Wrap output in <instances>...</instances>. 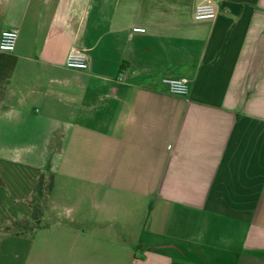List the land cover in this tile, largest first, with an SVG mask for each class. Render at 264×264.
Returning <instances> with one entry per match:
<instances>
[{
	"label": "crops",
	"instance_id": "1",
	"mask_svg": "<svg viewBox=\"0 0 264 264\" xmlns=\"http://www.w3.org/2000/svg\"><path fill=\"white\" fill-rule=\"evenodd\" d=\"M201 1L0 0V264H264V0Z\"/></svg>",
	"mask_w": 264,
	"mask_h": 264
},
{
	"label": "built area",
	"instance_id": "2",
	"mask_svg": "<svg viewBox=\"0 0 264 264\" xmlns=\"http://www.w3.org/2000/svg\"><path fill=\"white\" fill-rule=\"evenodd\" d=\"M217 15L218 10L214 1L202 0L195 8L194 20L197 22L212 21L216 19ZM134 31L143 33L145 29L135 28ZM17 39V30H4L0 36V51L7 53L13 52L16 47ZM65 65L67 68L75 70H86L89 67L86 54L77 48H72L69 52ZM162 82L169 87L170 92L174 95L185 96L190 91V82L183 77H165L162 79Z\"/></svg>",
	"mask_w": 264,
	"mask_h": 264
},
{
	"label": "trees",
	"instance_id": "3",
	"mask_svg": "<svg viewBox=\"0 0 264 264\" xmlns=\"http://www.w3.org/2000/svg\"><path fill=\"white\" fill-rule=\"evenodd\" d=\"M55 176L50 172H42L34 188L30 201L32 215L29 219L20 222H13L9 229L18 232L23 230L33 231L39 227V223L44 215L48 201L54 189ZM2 180L0 179V185Z\"/></svg>",
	"mask_w": 264,
	"mask_h": 264
},
{
	"label": "rangeland",
	"instance_id": "4",
	"mask_svg": "<svg viewBox=\"0 0 264 264\" xmlns=\"http://www.w3.org/2000/svg\"><path fill=\"white\" fill-rule=\"evenodd\" d=\"M53 196H54V195H53V193H52V195H51L49 201L52 200V197H53ZM63 199H65V198H63ZM46 218H48V217H46ZM46 223H48V222H47V220L45 219L44 221L40 222L39 225H40V226H43V225H45ZM146 235H148V233H147ZM138 253H140V252H138Z\"/></svg>",
	"mask_w": 264,
	"mask_h": 264
}]
</instances>
